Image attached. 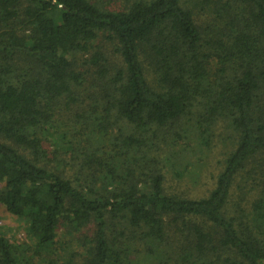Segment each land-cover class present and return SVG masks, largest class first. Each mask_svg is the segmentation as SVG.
<instances>
[{
  "label": "trees",
  "instance_id": "16d2710c",
  "mask_svg": "<svg viewBox=\"0 0 264 264\" xmlns=\"http://www.w3.org/2000/svg\"><path fill=\"white\" fill-rule=\"evenodd\" d=\"M118 3L0 0V264H264V0Z\"/></svg>",
  "mask_w": 264,
  "mask_h": 264
},
{
  "label": "rangeland",
  "instance_id": "374dc122",
  "mask_svg": "<svg viewBox=\"0 0 264 264\" xmlns=\"http://www.w3.org/2000/svg\"><path fill=\"white\" fill-rule=\"evenodd\" d=\"M106 4L111 9L113 8L116 9L119 6L118 0H106ZM106 55L107 58H109L110 60L119 62V55L116 52H114V50L111 47L106 51ZM214 138H215V131L211 135H209L207 139L208 141L210 140L213 141L212 139ZM224 151L225 149L223 147V144L220 143L219 148L217 150H214L212 154H209V156L216 158L217 155L220 156ZM212 161L208 159V161L202 162V161H196L193 158H191L190 163L194 165L193 167L194 172L187 173L183 179L177 180L176 177L173 176V173L169 171L166 174V177L168 179L167 182H170L173 185L174 190H181L185 194L193 195L204 192L205 190L204 181H207L208 184H211L212 183L211 177L214 175L213 173L216 172V167L214 166V163ZM0 225L2 227V230L6 233L7 237H9L11 240L23 241L26 238L24 232V227H25L24 224H22V222H19L18 219L11 216L1 204H0Z\"/></svg>",
  "mask_w": 264,
  "mask_h": 264
}]
</instances>
